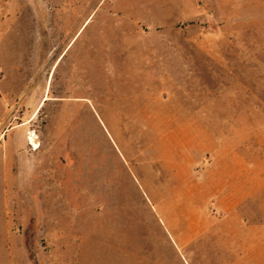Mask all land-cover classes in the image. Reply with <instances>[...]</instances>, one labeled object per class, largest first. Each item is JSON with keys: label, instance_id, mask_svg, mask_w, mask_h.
I'll return each mask as SVG.
<instances>
[{"label": "rangeland", "instance_id": "rangeland-1", "mask_svg": "<svg viewBox=\"0 0 264 264\" xmlns=\"http://www.w3.org/2000/svg\"><path fill=\"white\" fill-rule=\"evenodd\" d=\"M0 49V264L264 249V0H0Z\"/></svg>", "mask_w": 264, "mask_h": 264}, {"label": "crops", "instance_id": "crops-1", "mask_svg": "<svg viewBox=\"0 0 264 264\" xmlns=\"http://www.w3.org/2000/svg\"><path fill=\"white\" fill-rule=\"evenodd\" d=\"M1 50V49H0ZM1 66V64H0ZM1 73V72H0ZM3 75V74H2ZM257 241L259 243L264 244V238L262 240L257 237ZM228 255V254H226ZM225 255H222L220 259H225ZM240 262H236V264H264V249L259 251H244L239 257Z\"/></svg>", "mask_w": 264, "mask_h": 264}, {"label": "bare ground", "instance_id": "bare-ground-1", "mask_svg": "<svg viewBox=\"0 0 264 264\" xmlns=\"http://www.w3.org/2000/svg\"><path fill=\"white\" fill-rule=\"evenodd\" d=\"M43 100V99H42ZM34 139V136L32 134L29 135V141L32 142V140Z\"/></svg>", "mask_w": 264, "mask_h": 264}, {"label": "built area", "instance_id": "built-area-1", "mask_svg": "<svg viewBox=\"0 0 264 264\" xmlns=\"http://www.w3.org/2000/svg\"><path fill=\"white\" fill-rule=\"evenodd\" d=\"M2 77H3V75H2V73H0V81L2 80Z\"/></svg>", "mask_w": 264, "mask_h": 264}]
</instances>
